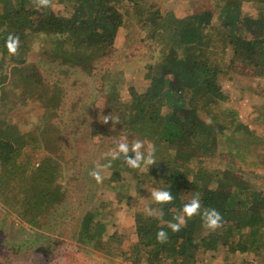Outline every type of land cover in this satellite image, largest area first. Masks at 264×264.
<instances>
[{
    "label": "trees",
    "instance_id": "16d2710c",
    "mask_svg": "<svg viewBox=\"0 0 264 264\" xmlns=\"http://www.w3.org/2000/svg\"><path fill=\"white\" fill-rule=\"evenodd\" d=\"M249 1L254 11L247 10ZM197 2V10L183 16L175 0H0V208L46 230L76 179L60 144L44 136L43 124L58 115L63 90L45 78L40 61L91 71L114 52L122 31L136 24L154 52L146 65L150 83L125 84L119 73L113 89L131 97H113L116 104L128 102L123 118L92 123V133L103 140L123 129L152 157L153 163L132 168L120 155L102 171L101 184L113 186L119 202L141 198L154 179L174 196L150 205L156 214L141 210L133 216V264H264V127L254 132L243 122L221 84L230 74L245 91L264 79V0L192 4ZM9 34L20 38L16 55L5 46ZM259 108L263 118L264 97ZM107 154L99 164L107 163ZM197 193L202 208L221 214L220 227L206 229L196 214L173 232L168 222ZM111 204L100 200L88 210L75 236L103 245ZM160 229L168 234L163 242ZM107 235L116 243L121 238Z\"/></svg>",
    "mask_w": 264,
    "mask_h": 264
},
{
    "label": "rangeland",
    "instance_id": "374dc122",
    "mask_svg": "<svg viewBox=\"0 0 264 264\" xmlns=\"http://www.w3.org/2000/svg\"><path fill=\"white\" fill-rule=\"evenodd\" d=\"M175 1L176 9L183 16L196 11L200 2ZM253 4L249 1L247 10L254 11ZM137 28L136 24H131L126 33L122 31L114 52L97 61L91 71L40 61L45 78L50 83L57 80L63 90L58 115L51 123L43 124L44 136L49 139V144H60L63 155L70 159L71 164L67 167L76 170V179L70 183L69 197L49 217L46 230L36 229L8 209L0 208V264H133L132 248L137 241L133 216L141 210L149 214V206L155 203L150 192L162 189L164 183L154 179L145 184L141 198L119 202L116 189L106 182H97L90 173L99 164L101 155L115 150L122 140L129 143L137 141L130 139L123 129L119 130L120 135L109 134L104 140L99 134L92 133L93 121H102L109 115L120 121L127 110L128 102L119 105L113 101L116 96H121L123 101L131 98L113 89L119 73L125 84L144 88L150 83L151 71L146 65L153 60L154 52L150 43L141 40L144 34L142 29ZM229 75L221 80L230 93L228 105L237 110L240 119L249 124L254 132H260L264 127V117L258 118L259 105L264 97V79L254 81V89L242 91L243 83L236 78L237 82L233 84ZM226 155L222 157L227 159ZM123 192L126 193L125 190ZM133 193L136 195L135 191ZM100 200L112 202L108 208V220L105 221L103 245L98 241L88 244L75 234L82 216L98 207ZM113 232L121 235L118 243L107 235ZM238 255H232L231 260ZM217 261L222 262L223 256H219Z\"/></svg>",
    "mask_w": 264,
    "mask_h": 264
},
{
    "label": "clouds",
    "instance_id": "9594fccd",
    "mask_svg": "<svg viewBox=\"0 0 264 264\" xmlns=\"http://www.w3.org/2000/svg\"><path fill=\"white\" fill-rule=\"evenodd\" d=\"M5 46L10 55H16L20 46V38L17 35L9 34L6 38ZM142 142L136 141L135 143L129 144L126 140H122L116 147L115 150L111 151L107 155L111 158L107 160V163L97 164L96 170L92 171V175L97 182H101L103 179L102 171L111 166L113 160L117 159L120 155H124L125 160L129 167L139 168L142 165H147L153 163L151 155L145 156L141 151ZM132 153L133 155H129ZM151 199L157 204H167L170 203L173 199V193L167 189H153L150 192ZM149 214H156L154 210L149 209ZM199 214L203 226L206 229L214 230L220 227L222 223L221 214L213 207L202 208L200 203V197L197 193L193 196L190 202L184 204L182 211L179 215L176 216L175 222H168V227L173 231H179L182 226L186 223V218H191L194 215ZM168 238V234L165 230L160 229L157 232V239L160 241H165Z\"/></svg>",
    "mask_w": 264,
    "mask_h": 264
}]
</instances>
